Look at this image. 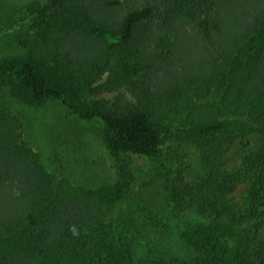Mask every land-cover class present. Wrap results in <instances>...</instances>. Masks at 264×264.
<instances>
[{"label":"trees","instance_id":"16d2710c","mask_svg":"<svg viewBox=\"0 0 264 264\" xmlns=\"http://www.w3.org/2000/svg\"><path fill=\"white\" fill-rule=\"evenodd\" d=\"M45 1L29 8L38 14L37 35L26 54L0 60V89L28 103L56 98L82 118H100L114 153L158 163L172 134L202 151L207 171L188 182L182 163H158L165 218L143 206L140 214L139 205L140 217L115 219L131 197L129 169L120 168L115 185L95 188L57 179L18 142L13 117L0 115V264H264V141L245 150L241 167L226 169L237 138L264 132V0ZM80 40L91 57L75 52ZM101 67L148 91L147 103L123 112L92 105L87 98L100 86L89 78ZM214 89L218 99L196 102ZM242 181L240 208L232 194ZM144 215L149 232L168 238L175 230L185 254L145 239Z\"/></svg>","mask_w":264,"mask_h":264},{"label":"rangeland","instance_id":"374dc122","mask_svg":"<svg viewBox=\"0 0 264 264\" xmlns=\"http://www.w3.org/2000/svg\"><path fill=\"white\" fill-rule=\"evenodd\" d=\"M45 2L0 0V60L26 54L29 50L28 37L37 35V29L31 28V25L35 23L38 14L31 13L29 8L33 4L44 5ZM7 8L10 10L7 11ZM159 17L160 15L155 18ZM89 39L90 43L96 40L95 37ZM83 44V41H78L74 48L75 52L80 57H91L94 51H86L88 49ZM100 69L93 70L89 78L92 87L100 86L96 95L87 98L92 105L101 102L104 109L123 112L136 104L147 103L148 91H137L131 82H122L123 80L109 67L105 70L102 67ZM218 98L219 93L214 89L196 99V102L203 104ZM3 114L13 117L16 125L14 134L18 135V142H26L28 147L38 153L41 161L57 179L66 178L76 185L95 188L115 185L120 179V168L125 166L129 169L134 177L131 197L113 211L112 217L115 219L120 218L122 214L140 217L142 206L152 210L158 217L165 218L167 199L163 192V178L156 168L158 163L165 166L182 163L183 178L188 182L201 179L207 171L202 151L192 144L181 142L169 133L165 134L162 146L164 156L158 163L132 152L114 153L106 143L105 125L100 118H82L69 105L56 98L28 103L14 97L7 88H3L0 89V115ZM182 117L172 119L174 132L184 123ZM263 141L264 132L258 130H254L248 136L237 138L227 155L226 169L232 171L241 167L245 150L257 147ZM247 192L248 181H242L232 194L240 208L245 205ZM139 205L141 210L138 213ZM141 220L145 239H155L157 243L172 242L173 246L166 245L171 249L168 251L169 254H185L186 247L181 244L175 230L166 238L162 234L148 231L149 223L145 215ZM261 233L264 238V227Z\"/></svg>","mask_w":264,"mask_h":264}]
</instances>
